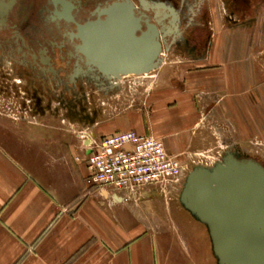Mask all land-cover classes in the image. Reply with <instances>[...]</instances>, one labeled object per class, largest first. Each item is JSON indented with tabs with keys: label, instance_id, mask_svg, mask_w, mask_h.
<instances>
[{
	"label": "crops",
	"instance_id": "1",
	"mask_svg": "<svg viewBox=\"0 0 264 264\" xmlns=\"http://www.w3.org/2000/svg\"><path fill=\"white\" fill-rule=\"evenodd\" d=\"M144 1L170 30L160 64L113 81L76 57L67 74L37 51L22 61L0 29V67L23 75V130L0 129V264H198L173 230L171 199L87 188L76 157L93 138L151 135L192 170L227 153L264 163V0Z\"/></svg>",
	"mask_w": 264,
	"mask_h": 264
},
{
	"label": "water",
	"instance_id": "2",
	"mask_svg": "<svg viewBox=\"0 0 264 264\" xmlns=\"http://www.w3.org/2000/svg\"><path fill=\"white\" fill-rule=\"evenodd\" d=\"M66 3L58 17L76 28L62 35L64 43L58 48L86 61L87 71L113 81L159 66L161 38L170 35L157 10L161 5L144 1L139 8L133 0H121L96 10L95 20L81 24L72 13L77 7ZM149 9L152 17L145 14ZM77 65L75 74H83V65ZM180 201L207 226L218 264H264V165L227 153L214 167L198 166L189 172Z\"/></svg>",
	"mask_w": 264,
	"mask_h": 264
},
{
	"label": "built area",
	"instance_id": "3",
	"mask_svg": "<svg viewBox=\"0 0 264 264\" xmlns=\"http://www.w3.org/2000/svg\"><path fill=\"white\" fill-rule=\"evenodd\" d=\"M87 135L77 133L82 141ZM83 148L87 153L76 160L86 165L87 188L110 199L124 202L144 193L170 199L185 183L187 166L154 136L119 132L93 138Z\"/></svg>",
	"mask_w": 264,
	"mask_h": 264
},
{
	"label": "flooded vegetation",
	"instance_id": "4",
	"mask_svg": "<svg viewBox=\"0 0 264 264\" xmlns=\"http://www.w3.org/2000/svg\"><path fill=\"white\" fill-rule=\"evenodd\" d=\"M66 1H72L77 7L72 10L73 16L77 22L84 24L86 21L96 19L97 14L93 15L96 10L102 11L107 5L121 0ZM66 1L0 0V29L10 34L9 38L13 39V45H17L11 53L14 57H21L23 61L27 57V52L37 51L44 61L51 59L54 63H60L56 74L70 72L68 64L70 56L67 49L58 48L64 39L62 35L74 32L76 28L74 23H66L58 17L62 7L68 6ZM142 2L144 1L136 0L135 4L141 7ZM100 18L104 19V15Z\"/></svg>",
	"mask_w": 264,
	"mask_h": 264
},
{
	"label": "rangeland",
	"instance_id": "5",
	"mask_svg": "<svg viewBox=\"0 0 264 264\" xmlns=\"http://www.w3.org/2000/svg\"><path fill=\"white\" fill-rule=\"evenodd\" d=\"M17 72H21V70L18 68H12L11 74L9 72H4L2 67H0V129H4L7 133L9 132L13 136H16L15 131L18 132V130H23V78L20 77L23 75L20 73L17 75ZM131 94L132 93L129 92V96H131ZM89 96L91 100L92 98H95V101L98 100L96 95ZM50 123L54 122L46 120L42 124L46 125ZM3 125L6 128H3ZM32 125L39 124L33 122ZM223 157L224 154L221 156H201V158L193 166L212 168L216 163L222 161ZM256 161L264 165L261 161ZM192 168L193 167H189L188 171L191 172ZM188 174L186 175V178ZM183 187L184 185L170 197V203L173 206L172 217L179 224V229L174 228L173 230L175 233L178 232L182 235L184 247L187 246L195 249V258L198 261V264H218L217 257L213 252L212 242L207 226L197 220L195 216L186 210L180 201V195ZM192 232L197 234L195 240H192V237L190 236Z\"/></svg>",
	"mask_w": 264,
	"mask_h": 264
}]
</instances>
